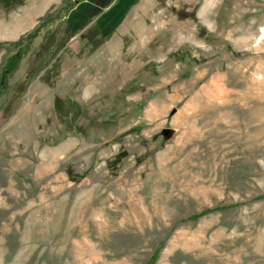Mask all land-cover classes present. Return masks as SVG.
I'll list each match as a JSON object with an SVG mask.
<instances>
[{"label":"rangeland","instance_id":"obj_1","mask_svg":"<svg viewBox=\"0 0 264 264\" xmlns=\"http://www.w3.org/2000/svg\"><path fill=\"white\" fill-rule=\"evenodd\" d=\"M18 50L0 264H264V0H0Z\"/></svg>","mask_w":264,"mask_h":264},{"label":"trees","instance_id":"obj_2","mask_svg":"<svg viewBox=\"0 0 264 264\" xmlns=\"http://www.w3.org/2000/svg\"><path fill=\"white\" fill-rule=\"evenodd\" d=\"M72 6H73V4H68L67 7L61 8L60 11L65 12V9H68ZM36 35H37V31H35L33 34H31L29 36V40L30 41L33 40ZM21 52H22V50H18L17 53L8 56L5 63L3 64L2 68H1V73H0V92L5 91L6 76H8L12 72H14L16 70V68L18 67L20 59H21L20 58Z\"/></svg>","mask_w":264,"mask_h":264}]
</instances>
